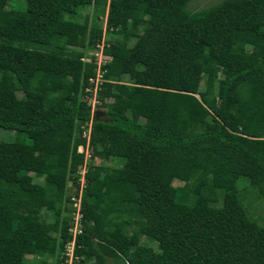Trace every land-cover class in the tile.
<instances>
[{
    "label": "trees",
    "instance_id": "obj_1",
    "mask_svg": "<svg viewBox=\"0 0 264 264\" xmlns=\"http://www.w3.org/2000/svg\"><path fill=\"white\" fill-rule=\"evenodd\" d=\"M188 1L0 0V264H63L72 196L75 264H264V0Z\"/></svg>",
    "mask_w": 264,
    "mask_h": 264
},
{
    "label": "rangeland",
    "instance_id": "obj_2",
    "mask_svg": "<svg viewBox=\"0 0 264 264\" xmlns=\"http://www.w3.org/2000/svg\"><path fill=\"white\" fill-rule=\"evenodd\" d=\"M14 1H15V4H19V6H13V8H16V9L18 8L21 10L24 9L23 0H14ZM218 1L219 0H189L185 5V9L188 11L198 10V9L210 6V5H212ZM11 2H12V0H10L9 3H11ZM86 12H89V14H90L89 18H91L92 20H95L96 23H98L99 26L101 27V29L103 30L104 29V20H105V16H106V9L104 10V12L102 14H99V16L97 18H95V16L98 14V10H93L92 8L87 7L81 11L82 14H84ZM108 37H109L108 34L102 33V37H101L100 41L95 45V47L90 48V49H78V53H79L81 59L86 61V60H90V58H92L96 65L102 64V62L107 59L106 56L102 53V49L104 46L107 45V43H108L107 40L109 39ZM131 42H132V40H131ZM95 70L97 71V69H95ZM97 74L100 75V73L98 71H97ZM122 80L127 81L126 76L123 77ZM98 86H99V80L95 81L91 91H88L84 96L90 105V111L91 112L95 109L94 105L97 102V100L95 98L96 95H95L94 91H95V88H97ZM202 87H203V77H202V81L200 82V89ZM18 96H21V94L18 93ZM86 137H87V135H86ZM13 140H22L23 142H27V139L24 136V134H18L16 132H14L13 130L0 128V142L13 141ZM80 149H81L80 151L83 152V155L85 156L86 150L82 147ZM95 162H100V161L95 160ZM102 162L105 164H110V165H116L119 163L117 160H114V159L110 160V161L105 160ZM80 180H81V178H80ZM33 181L41 183V179L37 178V177H34ZM181 184H182V182L179 180H176V179L172 180V185H174V186L181 185ZM78 198H77L76 205H78V201H79ZM244 203H245V200H244ZM247 209H248L247 211L249 212V214L252 218L257 219L258 222L262 221L261 219H259V217H261L263 215L264 209L260 208L259 206L254 207V204H251L250 207ZM73 216L76 217L75 213H73V215H72V213L70 214L68 229L71 231V234H76L77 233V231L75 230L76 226L72 225L73 224L72 223L73 222L72 221ZM72 240H73V238L71 236V239L69 240V242L65 243L64 248H63V250L65 252H67V247L71 248L70 244L72 243ZM141 242L145 243L146 245L151 247V249H153V250L156 249L157 242L154 240L148 241L145 238H142ZM26 257H27V259L34 261V262H38L41 259L40 257L33 256V255H27ZM44 259H45V264H53V258L45 257ZM64 264H66V263H64ZM105 264H116V263H114L109 257H106Z\"/></svg>",
    "mask_w": 264,
    "mask_h": 264
},
{
    "label": "built area",
    "instance_id": "obj_3",
    "mask_svg": "<svg viewBox=\"0 0 264 264\" xmlns=\"http://www.w3.org/2000/svg\"><path fill=\"white\" fill-rule=\"evenodd\" d=\"M101 60V59H100ZM99 64V63H98ZM99 74H97V78L95 79V81H98V78H99ZM91 80V79H90ZM81 149L78 148V151H80ZM77 198L78 196H72L70 198V206L74 209L73 212H72V215L73 213H75L76 217H72V225H75V230L77 231V233L79 232V218H80V214H79V201H78V205H76V202H77ZM79 199V198H78ZM71 223V222H70ZM69 233L71 234V231L68 229ZM76 233V234H77ZM76 234H71L73 240H72V243L70 244L71 248H68L67 247V252H65L63 250V256H64V259H63V263H66V264H75V262L78 260L77 256H75L73 254V245H74V237ZM68 243V242H67ZM68 245V244H67Z\"/></svg>",
    "mask_w": 264,
    "mask_h": 264
},
{
    "label": "clouds",
    "instance_id": "obj_4",
    "mask_svg": "<svg viewBox=\"0 0 264 264\" xmlns=\"http://www.w3.org/2000/svg\"><path fill=\"white\" fill-rule=\"evenodd\" d=\"M78 148H81V147H78ZM78 148H77V150H78ZM81 152V151H80ZM71 239V238H70ZM69 242V241H68ZM67 243V242H66ZM65 245V244H64ZM64 245H63V248H64ZM61 256L63 255V251H62V253L60 254ZM64 259V258H63ZM64 264V263H63Z\"/></svg>",
    "mask_w": 264,
    "mask_h": 264
}]
</instances>
